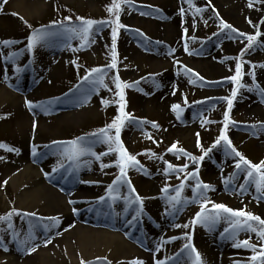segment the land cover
Wrapping results in <instances>:
<instances>
[{
  "label": "rangeland",
  "instance_id": "1",
  "mask_svg": "<svg viewBox=\"0 0 264 264\" xmlns=\"http://www.w3.org/2000/svg\"><path fill=\"white\" fill-rule=\"evenodd\" d=\"M42 1L45 2V8L40 14L30 18L20 19L8 9L4 17L10 25L5 28L0 26V56L4 57L9 52H19L24 49L14 62L8 61L0 66L2 72L0 85L7 89L8 80L17 82L23 97V101L18 99L12 106L0 102V144L19 150L10 152L0 148V157H3L0 159V216L13 208L21 213L35 212L37 214L36 217L23 219L20 216H13V229L2 233L4 240L3 244H0V264L6 262L4 258L7 251L4 250V245L8 248L16 242L11 235L13 230L20 233L22 238L30 229L33 231L35 236L33 244L39 245L35 253L41 250L40 247L45 246L43 243L45 238H53L50 239L51 243L48 246H54L52 250L54 249L55 252L50 253L49 261L33 259L27 262L21 257L19 259L21 264H81L83 249L78 245L76 237L63 238L60 243H56L55 240L65 234L70 225H73V221L81 222L79 224L84 227L123 235V232L105 224L92 226L82 223L83 216H95L105 221L116 219L122 221L128 225V231L134 235L130 239L131 244L138 248L141 242H138L135 237L142 240L155 260L171 257L172 259L167 260V264H192L194 255L189 256L188 250L181 253L183 245L188 242L182 237L185 232H188L192 236L191 243L201 255L203 264L217 263L219 259L223 263V258L219 254L215 253L217 257L211 252L208 240L214 236L225 239L221 233L228 227L227 221L221 219L212 229L203 225H196L194 228L190 226L188 229L175 228L173 225L176 223L181 225L190 223L195 214L200 211V203L192 202V186L195 180L190 178L182 191V199L187 203L178 205L179 211L173 210L167 197L175 194V188L180 184L184 173L165 175L163 170L166 167L165 161H168L173 165L188 163L187 171H192L197 165L187 157L177 158L167 149L173 142L178 141V147L194 156H200L202 152L201 148L197 147L196 133H199L202 147L207 149L217 139L223 127V114L227 104L219 98L230 96L231 89L234 87L233 82L224 78L235 73L237 61L234 58L240 54L247 41L244 38L227 39L224 32L220 30V20L217 19L213 7L223 21L244 33L254 34L256 28L253 25H259L262 31L264 24H260V21L264 19V4H256L249 8V0H211V6L208 0H192V6L187 0H132L131 5H122L123 10L120 14V21L127 28L120 30L117 39L118 69H106L105 66L111 63V26L102 27L94 34V42L80 47V38L64 34L59 22L63 21L67 27L79 24L76 17L93 20L114 18L110 17L106 10V6L110 5L112 0ZM181 4L185 6V13L179 21L177 32L168 30L165 23H168L170 18L167 15L173 13L177 5ZM5 5L7 4H4V7ZM55 6L65 15L49 20L52 10L57 11ZM197 7L204 10L197 13L195 12ZM69 16L72 20L66 21L64 18ZM249 19L253 22L252 24L248 23ZM53 21L57 23L53 24ZM43 27L57 34L51 36L46 43L37 45L33 51H27V38L34 30ZM185 28L188 30L187 37L184 34ZM213 33L220 34L214 36ZM6 40L16 41V43L5 46L2 42ZM174 40L180 43V49L174 46ZM185 41L188 44V52L184 50ZM172 49L175 51L172 52ZM50 52L52 53L48 55L47 53ZM62 52L64 58L61 59L60 66L56 68L55 57ZM226 57L232 59H226ZM33 58L37 61L33 62ZM156 59H162L168 63V66L156 67L154 63ZM177 60L180 64L175 62ZM253 65L256 67L253 68ZM260 65H264V50H261L258 45L243 57L241 82L253 90L249 91L247 88L239 90L230 113L231 120L235 124L231 125L227 132L232 145L253 163L264 160V127H262L264 104L255 100L260 97L261 92L257 89L259 79L255 75L253 79L251 74L264 68ZM183 66L198 73L204 80H197L195 84L189 83V80L195 77L185 75ZM18 67L22 71L17 72ZM98 67L105 68L106 71L103 85L93 82L96 79L95 74L92 79H86L90 70ZM117 71L125 83L134 84L139 81L136 87L125 89V110L137 120H146L149 123H127L121 131L124 146L130 154L137 156L144 170L129 168L127 175L136 193H131L126 183H120L118 191L113 192L117 199L112 200L107 188L119 175V168L115 164L118 154L109 153L101 156L99 160L89 154L73 162L61 156L63 145L53 144V141L67 142L82 136L94 140L95 138L89 134L97 132L112 122L118 114L117 90L112 80ZM217 81L222 82L212 83ZM174 90L175 95H173ZM215 91H220L221 94L213 95L212 92ZM27 98H30L33 104L47 105V113L40 108L29 110L26 105ZM73 102L76 104L70 110L60 109L61 106ZM173 104H180L183 109L179 118L171 109ZM76 108H83L90 112L74 123L64 121L63 118ZM28 116L32 121L28 135L37 140L36 143L35 141L31 143L29 152L32 154L33 145L38 146V155L32 156L38 163L33 160L34 163L30 162V164H36L39 170H42L41 164L48 166V172L60 184L49 181L47 184L66 198L64 204L56 197L58 193L53 191L54 199L51 196L47 199L52 205L47 202V196L42 203L30 205L29 210L24 209L20 201L23 181L13 184L5 174L7 162L16 161L24 150V141L18 122ZM203 118L212 120L214 123L202 126ZM34 122L35 128H33ZM151 122H156L159 128H154ZM40 125L44 126L42 132L38 129ZM250 125H256L255 129L249 127ZM111 134L114 135V130ZM90 147L92 152L100 154L107 152L109 146L107 143L96 142L90 144ZM149 151L156 153L157 156H163V159L150 158L145 154ZM29 152L28 157H31ZM236 159L238 158L225 153L222 143L201 162L199 179L213 186L206 192V196L211 202L224 204L236 210L244 209L264 219L260 201L255 203V199L248 193L254 185L248 184L246 191L243 192L239 188L245 183V172L235 168ZM61 163L64 167L52 172V169ZM101 164L111 166L102 168ZM77 170H81L80 176L77 175ZM233 174L235 179L232 178ZM87 176L95 178L96 181L89 188V192L86 191L93 196L82 200L76 199L75 204H70V199L76 198L79 192H84ZM5 180L7 184H4ZM166 184L171 187L168 193H163L161 189ZM137 193L143 198V210L138 218L132 221L139 205L128 204L125 197L133 199ZM102 196L105 197L103 201L99 200ZM87 199H92L94 202H87ZM65 207L71 209L73 221L63 216ZM208 207L211 209V203ZM73 208L78 209V212L73 213ZM53 213L58 214L53 216ZM59 215H61L59 227L45 231L43 225L48 224L49 221L39 218ZM129 221L132 223L130 224ZM253 223L255 226V222ZM6 228V223H0V229ZM49 232L51 234L48 235ZM163 232L172 233L181 238L163 244L161 250L155 252L156 246L162 240H168L162 237ZM154 236H156L155 243L151 241ZM245 239L257 245L261 243L256 233L240 231L236 240ZM235 242L226 238L222 244L233 246ZM144 243L141 244L144 245ZM237 250L242 252L240 264H250L252 250L245 248H237ZM237 250L234 247L230 253ZM227 254L223 253V255ZM101 257H107L112 264H118L114 258L106 255ZM95 260L96 258L87 261ZM155 260H151L150 264H155ZM256 264H259V261Z\"/></svg>",
  "mask_w": 264,
  "mask_h": 264
},
{
  "label": "snow or ice",
  "instance_id": "2",
  "mask_svg": "<svg viewBox=\"0 0 264 264\" xmlns=\"http://www.w3.org/2000/svg\"><path fill=\"white\" fill-rule=\"evenodd\" d=\"M190 6H192V0H187ZM7 3V0H0V10L3 9L4 4ZM132 0H112V3L110 5L106 6L107 12L110 14V17L107 20H93V19H85L83 17H76V20L79 21V24L77 25H69L65 27L64 22H59L60 28L63 30V33L70 36H78L80 38L81 44L80 47L87 46L90 42H94V34L98 32L102 27L104 26H111V63L106 65V69H118V53H117V39L118 35L121 29H126L127 26L122 24L120 21V14L122 12V5H131ZM209 6H211V0H208ZM256 4H264V0H249L248 7L252 8ZM204 9L201 8H195V12L199 13L202 12ZM213 11L216 14L217 19L220 20V30L221 32H224L227 39H239L244 38L246 39L247 43L244 48L241 49L240 54L235 57L234 59L237 61L235 64V73L231 76L225 77L224 80L233 82L234 87L231 89L230 96L221 97L219 99L226 101L227 109L223 114V127L220 129V134L217 137V139L213 142L211 147L205 149L202 147L199 133H196L197 136V147L201 148L202 154L200 156H194L192 153L188 152L187 150L178 147V141L173 142L172 145L167 149L168 152L173 153L176 155L177 158L180 156L187 157L193 164L197 165L196 168H194L192 171H187L189 165L188 163H185L183 165H173L171 162L165 161L166 167L164 168L165 175H168L170 173H184L183 179L181 180L180 184L176 186L175 188V194L167 197L169 204L171 205V208L175 211H179L180 209L177 207L178 205H182L183 203H187V201L182 199V191L186 186V182L192 178L195 180V184L192 186L193 191V201L196 202L199 201L200 203V211H198L195 216L192 218L190 223H185L183 225L176 223L173 226L175 228H184L188 229L190 226L195 227L196 225H203L206 228L212 229L217 225L221 219H224L228 223V227L224 229V232L221 233L222 236H225L227 239H231L236 241L233 244V247L235 248H245L250 249L253 252V255L249 258L250 264H256L257 261H259V264H264V219L261 217L254 215L253 213L246 211L244 209H232L224 204L220 203H214L208 200L206 196V192L213 188L211 184L203 183L199 179V165L201 162L205 160L206 157L209 156V154L215 149L217 146H220L222 143L225 148V153L230 156H234L238 159H236L235 162V168L237 170L245 172V183L241 184L239 186L240 190L246 191V186L248 184H253L255 186V190L260 195L257 197V199H264V160H261L259 163H253L252 161L248 160L241 152H239L233 145L232 141L227 135L228 129L231 125H234L235 122L231 120L230 113L233 108L234 100L237 98V95L239 93V90L241 88H247L249 91H252L253 89L243 84L242 81V67H243V57L245 54H247L250 50H253L256 46L260 44L259 38L261 36H264V32L260 31L259 25H253V27L256 28V31L254 34H248L244 33L238 29H236L233 25L225 22L222 20V18L219 17L218 11L213 7ZM181 14L185 12V9H180ZM13 15H17V13H12ZM23 19V17H21ZM66 21H71L72 17H65ZM56 21H53V24H56ZM249 24H252L253 22L249 19ZM260 24H264V19L260 21ZM225 30H227L225 32ZM139 31V30H136ZM187 28L184 29L185 37H187ZM57 33H54L50 31L47 27H43L40 29L34 30L30 36L27 38V44L26 49L27 51L31 52L33 51L37 45L46 43L49 38ZM220 33H213L214 36L219 35ZM194 39V37H193ZM5 46L11 45L16 43V41L6 40L2 42ZM264 46V45H261ZM184 50L185 52H188V44L187 41H185L184 44ZM24 49H21L19 52H9L6 56H4V59L6 61H15L19 55L22 54ZM172 52L175 51V49L171 50ZM226 59H232L229 57H226ZM177 64H180V61H175ZM256 66L253 65V68ZM260 67H264V65H260ZM105 68H93L90 70L89 75L86 77V79H92L93 74H95L96 79L93 81L94 83H98L103 85L104 84V76L106 75ZM17 72L22 71L19 67L16 69ZM183 71L185 75H190L195 77L194 79H190L189 83L195 84L197 80L203 81L204 78L199 76L198 73H195L193 70L187 68L186 66H183ZM254 77V72L251 73ZM7 79V77H5ZM143 79V78H142ZM113 83L116 88V96L118 97V114L114 117L112 122L108 125H106L104 128L99 129L97 132H93L89 134L91 137H94V140H89L86 137H77L74 140L67 141V142H59V141H53V144L56 145H63V151L61 152V156L66 158L69 161H78L80 157L85 155H92L95 156L97 160L100 159L101 156H106L109 153H117L118 158L115 161L116 166L119 168V175L117 176L116 180L112 182V184L108 185L107 191L108 195L111 197L112 200L117 199V196L113 195V192L118 191V186L120 183H126L128 187L130 188L131 193H136L135 188L131 185V181L128 178L127 172L129 168H137L139 170H144L143 166L140 164V161L137 159L136 155L130 154L126 147L124 146L122 140H121V131L126 126L127 123H138V124H144L149 123L148 121H139L135 117L131 116L130 113H128L126 109V96H125V89L129 87H136L139 84V81H136L134 84H128L121 80L119 77L118 71L117 74L112 77ZM222 81L212 82V83H221ZM107 87V85H104ZM264 92V90H261ZM173 95H175V90L173 91ZM59 99V98H57ZM103 102V101H102ZM185 102H187L185 100ZM202 103V102H197ZM26 105L28 106L29 110H32L33 108H40L42 111L47 113L48 107L47 105L41 103V104H33L31 101L26 100ZM172 111L176 112L177 117L179 118L183 109L180 104H173L171 105ZM152 126L154 128H159V125L156 122H151ZM214 123V121L209 120L207 118L202 119V126L204 124H211ZM36 127L35 122L33 123V128ZM249 127L255 129L256 125H250ZM264 127V125H262ZM114 130V135L111 134ZM149 139H151V136H149ZM107 143L108 144V151L100 154H96L92 152L90 144L92 143ZM36 145H33L32 147V155L35 157L38 155ZM47 147V146H45ZM0 148H5L7 151H16L18 152V149L11 148L5 144H0ZM145 154L149 155L150 158L156 157L158 159H163V156H157L156 153L152 152H146ZM0 159H3V157H0ZM111 165L108 164H101L102 168L110 167ZM64 167V164L61 163L58 165V167H54L52 169V172L58 171V168ZM46 176L50 175L49 173H45ZM233 179H235V174H233ZM4 184H7V180L4 181ZM170 185H165L161 191L163 193H168L170 189ZM105 197H100L99 200L103 201ZM125 200L128 204L136 203L139 205L137 209V214L132 217V221L136 220L140 213L143 210V198L139 196V194H135L133 199H129L128 197H125ZM70 204H75L76 201L70 200ZM211 203V209H209L208 205ZM73 213H77L78 209L73 208ZM167 211V210H166ZM13 216H20L22 219L25 217H36L37 214L35 212L32 213H21L19 210L13 208L11 211L6 213L3 216H0V223H6L7 228L6 229H0V244H3V235L2 233L7 232L10 229H13V223L12 218ZM40 220H48V224H44L45 231L50 230L51 228H57L59 227L61 220L59 217H47V218H39ZM132 221H129L131 224ZM255 222V226L254 223ZM71 227V225H70ZM240 231H247L256 233L258 239L261 241L259 245L252 243L249 239L245 240H236L237 234ZM12 238L20 245V250L25 251L27 253H32L37 250L39 247L38 244H33V241L35 240V236L33 231L30 229L26 236L23 238L21 237V234L13 230L11 232ZM181 237H170L168 240H162L160 244H158L155 248V252H159L161 250V246L165 243H169L172 240L180 239ZM187 243H185L181 249V253H183L185 250H188L189 256L194 255V259L192 261V264H203V261L201 259V255L198 250L195 249L194 245L191 243L192 236L190 233L185 232L183 237ZM44 245L51 243V240L49 238H45L43 240ZM4 250L8 251V248L6 245H4ZM179 255V254H178ZM172 259L171 257L160 260H155V264H167V260ZM81 264H112V261L109 260L107 257H97L95 261H84L81 260ZM127 264H144L142 260L139 258H135L131 261H128ZM236 264H240L239 261L236 262Z\"/></svg>",
  "mask_w": 264,
  "mask_h": 264
},
{
  "label": "bare ground",
  "instance_id": "3",
  "mask_svg": "<svg viewBox=\"0 0 264 264\" xmlns=\"http://www.w3.org/2000/svg\"><path fill=\"white\" fill-rule=\"evenodd\" d=\"M7 5L3 7L2 11L0 12V26L5 28L10 25V22L5 21V14L6 11L9 9L13 13H17V16L25 18L33 17L34 15L40 14L42 10L45 8V2L42 0H7ZM185 9V6L183 4L177 5L175 8V11L173 13H169L167 16L170 18L168 23L166 24V27L168 30L171 29V31L177 32V28L179 26V21H181V18L183 17L184 13L181 14L180 9ZM161 23V22H159ZM160 26V24L158 25ZM264 32V25L262 27V31ZM262 38V37H261ZM6 39V37H5ZM169 40V39H168ZM264 36L261 39V42L259 44V47L261 50H264ZM174 46L177 49L181 48L180 43L177 42V40H174ZM52 52L47 53L50 55ZM64 58V53H60L56 55V68H58L61 64V59ZM0 59H4V57L0 56ZM204 60V59H203ZM37 59L33 58V62H36ZM8 61L0 60V66L3 64H6ZM156 67H167L168 63L164 62L162 59H156L155 60ZM43 65V64H42ZM2 74L0 69V75ZM255 77L259 79V86L257 89L261 92L260 97H258L255 100H259L264 104V92L261 90H264V68L262 70L255 71L254 73ZM2 78V76H0ZM8 88H4L0 85V102L5 105H14L20 99L23 101L22 94L20 93L22 90H19L20 86L17 84V82H11L8 80ZM213 95H220V91L212 92ZM30 98H32L31 95H29ZM30 98H27L28 101H31ZM254 100V101H255ZM76 103H69L67 105L61 106L60 109H71V107L74 106ZM90 110H84L83 108H76L75 110L71 111L67 117L63 118L64 121H67L68 123H74L76 120H80L83 117L86 116L87 113H89ZM18 124L20 125L19 128L22 133V138L24 141V150L21 154V156L13 162H7L5 174L7 177L10 178L11 182L13 184H18L20 181H23V189L20 193V201L22 203V207L26 210L30 209V205H38L39 203H42L45 198L46 200L48 198L55 196L53 193V189L51 186L47 184V182H56V179L52 177V175L48 172V166L41 164V169L39 170L36 167V164H30V162H33L35 160L33 155L29 152V148L31 147V143H33L35 140L28 135V129L31 127L32 121L31 118L25 117L24 119H20ZM39 131L42 132L44 130V126L40 125L38 128ZM41 129V130H40ZM27 138V139H26ZM37 140L35 141V143ZM28 152L31 155V157H28ZM36 163L37 160H35ZM40 165V164H39ZM45 173H49L50 175L46 176ZM81 170H77V175L80 176ZM51 180V181H50ZM59 183L60 182H56ZM96 183L95 178L91 176H87V179L85 180V189L84 192H79L76 196V198H72L70 200L77 201L76 199L82 200L83 198H90L93 196L89 192V188L93 186V184ZM88 188V189H87ZM88 191V192H86ZM56 192V191H54ZM58 193V192H56ZM249 195L255 199V203L260 201V205L263 208L264 211V199H257V197L260 195L256 192L255 187L252 186L250 191L248 192ZM51 196V197H50ZM56 197L60 200L62 204L66 202V198H64L63 195L57 194ZM54 199V197H53ZM48 203H50L47 200ZM87 202L93 203L94 200L87 199ZM47 204V203H46ZM51 204V203H50ZM24 205V206H23ZM52 205V204H51ZM51 205H49L51 207ZM95 205V204H94ZM48 206V207H49ZM71 209L69 207H65L63 216L67 218V220H72L73 218L71 216ZM58 213H53V216H56ZM162 214H160L161 216ZM58 217H61L59 215ZM82 223L89 224L92 226H98V225H107L108 227H111L113 229H116L120 232H123V235L116 234V233H108L105 231L96 230L93 228H88L82 226L81 222L79 221H73V225L69 227L65 234L61 237H57L56 243H60L63 238L66 239L69 236H73L77 238L78 245L83 249V257L80 258L81 260L87 261L92 260L97 257H101L103 255H106L108 257L114 258L115 261L118 264H127L128 261H131L135 258H139L144 263L147 262L150 264L151 260H155L152 255L147 251L146 244H144L145 247H134L133 244H131V240L134 236L131 232L128 231L127 226L122 221H108V220H100V218H97L95 216L93 217H84L81 219ZM51 234L50 232L48 235ZM48 235L46 237H48ZM164 238L168 239L170 237L175 236L172 233L163 234ZM176 237V236H175ZM223 237L220 236H214L211 238V240H208V243L210 244V248L212 249L213 254H219L223 258V263L221 259L217 261V263L212 264H236L237 261H239L241 256V251L237 250V252L230 253L233 250V246H226L224 243L222 244ZM49 239H53L52 237H49ZM155 243V241H152ZM205 245L207 246V241H205ZM52 247L54 246H46L40 247L41 250L38 252H32L27 253L25 251L20 250V245H18L17 242L13 244L12 246L8 247V251L5 253V264H21L20 258L26 260L27 262H30V260L33 259H40L41 261H49L50 253L54 254V249L52 250ZM53 251V252H51ZM70 253H72L70 251ZM223 253H228L227 255H223ZM215 254V255H216ZM218 257V255H216ZM230 256V257H229ZM26 264V263H25ZM146 264V263H145Z\"/></svg>",
  "mask_w": 264,
  "mask_h": 264
},
{
  "label": "trees",
  "instance_id": "4",
  "mask_svg": "<svg viewBox=\"0 0 264 264\" xmlns=\"http://www.w3.org/2000/svg\"><path fill=\"white\" fill-rule=\"evenodd\" d=\"M55 8L57 11H54V9L52 10L51 16H49L50 17L49 20L56 19V18L60 17V15L63 14V13L59 12L60 9H58V7L55 6Z\"/></svg>",
  "mask_w": 264,
  "mask_h": 264
}]
</instances>
